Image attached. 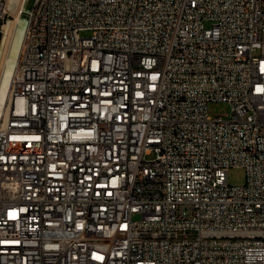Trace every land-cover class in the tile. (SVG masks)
<instances>
[{
  "label": "built area",
  "instance_id": "built-area-1",
  "mask_svg": "<svg viewBox=\"0 0 264 264\" xmlns=\"http://www.w3.org/2000/svg\"><path fill=\"white\" fill-rule=\"evenodd\" d=\"M25 19L0 264H264V0H30Z\"/></svg>",
  "mask_w": 264,
  "mask_h": 264
},
{
  "label": "bare ground",
  "instance_id": "bare-ground-1",
  "mask_svg": "<svg viewBox=\"0 0 264 264\" xmlns=\"http://www.w3.org/2000/svg\"><path fill=\"white\" fill-rule=\"evenodd\" d=\"M15 2L16 0H9ZM21 8L24 0H19ZM8 4V3H7ZM10 5H7V8ZM20 8V7H19ZM21 8L13 16L12 21H7L9 24H2L1 30L3 32L2 49L3 45H6L5 57L3 60L2 67L0 66V122L7 113V99H8V83L10 77L14 71L16 61L19 55L21 40L25 29V22L22 28V34L20 39L16 38L18 27L21 25ZM26 20V19H25ZM8 33V35H7Z\"/></svg>",
  "mask_w": 264,
  "mask_h": 264
},
{
  "label": "rangeland",
  "instance_id": "rangeland-1",
  "mask_svg": "<svg viewBox=\"0 0 264 264\" xmlns=\"http://www.w3.org/2000/svg\"><path fill=\"white\" fill-rule=\"evenodd\" d=\"M7 5H9V0L7 1ZM21 8V3L20 1L16 4L15 9L13 12H9V16L7 18H9V22L13 20V16L14 14L17 12V10H20ZM6 18V19H7ZM5 22V21H4ZM8 23H4L5 24H9ZM8 35V33H7ZM80 36L83 37H89L91 36V33L86 31V32H81ZM5 50H6V45H3V49H2V53H1V57H0V66L2 67L3 60L5 57ZM208 111L211 115H221L225 118H229L231 116V108L228 104L226 103H211L208 106ZM227 180H228V184L232 185V186H241L244 184L245 181V171L243 168H239V167H233L230 168L227 172ZM133 219H138L137 215L133 216Z\"/></svg>",
  "mask_w": 264,
  "mask_h": 264
},
{
  "label": "water",
  "instance_id": "water-1",
  "mask_svg": "<svg viewBox=\"0 0 264 264\" xmlns=\"http://www.w3.org/2000/svg\"><path fill=\"white\" fill-rule=\"evenodd\" d=\"M18 2H19V0H16L15 2L9 1L10 7H8V12H13L16 4ZM29 3H30V0H24V3L22 5V8H21V25L18 27V30H17V34H16L17 39H20V37H21L23 24L25 22V14H26V11L28 10ZM9 20L10 19L7 18L5 20V22H7ZM2 39H3V32L1 30V24H0V57H1V53H2Z\"/></svg>",
  "mask_w": 264,
  "mask_h": 264
}]
</instances>
